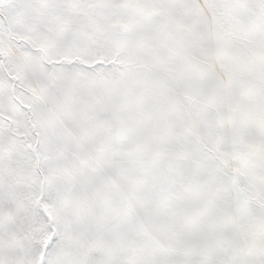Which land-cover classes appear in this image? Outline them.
Wrapping results in <instances>:
<instances>
[{"label":"snow or ice","instance_id":"1","mask_svg":"<svg viewBox=\"0 0 264 264\" xmlns=\"http://www.w3.org/2000/svg\"><path fill=\"white\" fill-rule=\"evenodd\" d=\"M0 264H264V0H0Z\"/></svg>","mask_w":264,"mask_h":264}]
</instances>
